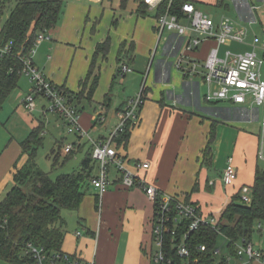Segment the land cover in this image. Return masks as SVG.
<instances>
[{"label": "crops", "instance_id": "0c3cea01", "mask_svg": "<svg viewBox=\"0 0 264 264\" xmlns=\"http://www.w3.org/2000/svg\"><path fill=\"white\" fill-rule=\"evenodd\" d=\"M194 2L197 4L200 1ZM249 4L255 7L254 14L257 22L253 24L248 21ZM139 5V0H136L135 19L146 16L138 13ZM211 5L226 11L231 8L234 16L231 19L236 22V25L248 27L244 42L246 46L241 47L240 44L244 43L240 42H229L236 46L222 44L219 46L220 53L225 50L232 52L251 50L250 43L254 36L260 37L257 31L260 30L262 34L264 32V0H214ZM211 17L218 22L228 16L220 15L218 19H215L214 16ZM132 19L134 21L133 17ZM61 23L58 29L56 24L53 28L46 30L50 36L49 40L39 42H44L46 49L52 51L54 56L62 44L67 43L73 47H80L68 41L64 32L61 31ZM150 24L152 31L143 33L137 30L138 20H135L136 27L132 30H117L115 28L113 30L114 40L112 36L106 35L105 38L95 41L86 54L88 65L75 75L81 74L75 88H72L73 80H69V76L63 77L57 71L58 64L52 60L54 58H51L49 54H47V59H51V61L47 63L49 66L46 72V66L42 67V73L54 85L75 94L81 90L89 69L93 71L88 77L97 76V88L101 84L103 74L105 75L104 93L99 101L96 100L99 103L97 106L88 111L78 105L80 100L87 99L85 93L78 100V104L77 100L74 101L79 110L80 126L86 131L89 140L87 141L90 145L91 140L105 138L109 134L118 121V111L125 106L130 98L142 91L143 102L138 112L137 123L129 130L126 141L117 143L118 137L115 140L117 152L125 158V166L136 172L135 162L147 161L148 168L137 170V173L148 184L155 186L164 194L176 196L184 201L189 199L199 207L204 217L215 216L210 210L218 207L216 206L217 201H210L206 195L203 196L202 191L213 192L218 183L222 185L223 209L230 196L238 192L241 185H251L256 163L260 161L256 157L259 123L243 120L239 116V112L235 111L229 102H208L205 100L207 87L203 82L204 69L202 65L210 48L217 45L214 39L204 40L196 49L185 52L187 59H195L200 62L198 72L187 76L184 74L188 67L187 62H183L185 70L178 69L174 65L166 67L164 62L174 60L173 56L165 54L167 42L173 37L172 32L164 29L160 40H158L154 15ZM165 31L168 32L166 35H164ZM250 37L251 39L248 41ZM106 39L109 42L107 53H95L96 45ZM122 42L125 43V48L132 45V50L129 56L120 62L117 59V53ZM222 47L224 48L222 49ZM90 60L93 61L91 64H89ZM123 63L130 68L128 71L131 73L130 80L139 81L141 84L138 92L132 96L120 97V93L113 94L112 91L116 77L125 76L118 72V67ZM103 69H105L104 72L101 71ZM262 75L264 76V69H262ZM122 83L125 85L126 80ZM24 98L22 103L25 106ZM91 98L92 96L88 100ZM112 100L115 103L113 107ZM110 107L112 110L108 112ZM100 112H103L105 120L102 123H95V118ZM33 120L31 128L38 124L36 119ZM222 125H226L234 131V141L227 158H233L237 177L234 184L227 187L223 186L220 179L227 158L222 168L216 170L211 167V159L208 164L203 157V149L210 132L216 130L218 134ZM19 142L18 146H13L10 150L0 154V188L7 176L11 175L10 189V186L13 185L12 176L15 169L26 161L27 156L21 163L18 161L24 155ZM83 142L81 138L78 140V143ZM209 170H211L210 173L214 170L216 174L211 176L208 173ZM96 173L97 166L95 164ZM109 176L111 182L103 193H99L89 183L79 207L74 210L77 226L73 230L65 232L60 249L63 252L75 254L83 260L94 262V264H152L150 258L152 250L151 220L154 204L138 186L125 187L121 183L120 174L115 169L110 170ZM200 181H203L202 190L199 187ZM209 181L212 182V186L208 185ZM182 182L188 183L183 185ZM7 190L3 189L0 196H4L3 194ZM256 229H258L259 236L263 238V244L258 243V246H253L257 249H264V230L260 223L256 225ZM77 231L80 232L79 235H76ZM233 260L232 262L231 259V264H261L258 260L249 261L245 258Z\"/></svg>", "mask_w": 264, "mask_h": 264}, {"label": "built area", "instance_id": "2783aa9c", "mask_svg": "<svg viewBox=\"0 0 264 264\" xmlns=\"http://www.w3.org/2000/svg\"><path fill=\"white\" fill-rule=\"evenodd\" d=\"M174 0H139L147 10L154 12L155 29L158 40L162 31L172 32V39L167 42L165 54L173 56L172 62L164 61L166 67L174 65L185 70L183 62L188 63L185 75L197 73L200 62L187 59L185 52L196 49L204 40L214 39L217 45L210 48L203 61V82L207 87L205 100L208 102H229L232 108L239 112V116L247 122H258L259 133L256 157L264 161V32L263 37L254 36L250 43L251 50L245 52L219 51V46L229 42H245L247 29L236 25L229 17L215 21L193 1L187 0L179 9H173ZM255 7L248 6V21L256 23ZM46 30L40 31L32 49L27 56L22 57L23 66L21 74L25 73L30 82V90L24 98L25 107L31 111L35 106V98L41 97L49 100L47 110L55 112L62 121L67 133L83 137L88 136L79 123V110L73 99L61 91L40 71L32 61L35 46L42 40H49ZM11 41L0 47V55L9 52ZM163 62V63H164ZM130 71L127 64L120 66V74ZM142 91L130 98L125 106L118 111V121L105 138L91 140L92 159L97 165V173L90 180V185L99 193H103L110 184V170L113 168L120 174L121 183L127 187L138 186L153 202L154 211L151 220L152 250L150 258L152 264H190L189 235L199 225H209L216 230L215 216L204 217L198 207L192 203L164 194L155 186L148 184L137 170H146L147 161H137L134 164L136 172L125 166V158L117 152L116 138L125 130L127 123L136 124L138 112L143 102ZM231 109V108H229ZM105 120L103 112L95 118V123ZM73 148V143L62 146L64 153ZM237 170L233 158H227L222 169L220 179L224 187L234 184ZM212 184L211 181H209ZM240 200L249 203L250 188L243 185L240 189ZM187 223V224H186ZM186 226V228H185ZM183 231L179 233L180 229ZM80 232L77 231L76 235ZM173 254H172V253ZM215 253H218L217 249ZM24 264H94V262L81 259L75 254L63 251H48L42 246L32 242H25L22 246ZM258 260L264 264V249H257L251 242L238 244L236 256L231 259Z\"/></svg>", "mask_w": 264, "mask_h": 264}, {"label": "trees", "instance_id": "16d2710c", "mask_svg": "<svg viewBox=\"0 0 264 264\" xmlns=\"http://www.w3.org/2000/svg\"><path fill=\"white\" fill-rule=\"evenodd\" d=\"M8 1L0 0V14ZM125 1L121 0V5H124ZM185 1L187 0H174L172 8L176 11ZM190 1L194 2V0ZM64 2L65 0H15L13 7L9 9L0 27V47L8 41L12 42L9 52L0 55V110L7 96L18 85L23 66L22 57L29 54L40 31L49 30L57 24ZM137 11L145 15V5L140 3ZM108 46V39L98 43L95 53L106 54ZM131 47L132 45H129L125 48L123 42L120 44L117 53L118 61L129 56ZM96 80L97 76H94L89 87L84 82L81 90L76 94L59 88L71 99L77 100L78 104V100L84 93L86 98L90 99L96 87ZM134 125L126 124L125 130L117 138V143L126 141L129 130ZM42 130V123L38 121L37 126L33 127L27 137L19 142L21 151L27 158L23 165L15 169L12 176L13 185L0 199V260L9 264L25 263L22 256V246L25 242H32L48 251H62L60 247L65 233L62 211L76 210L79 207L90 180L95 176L96 163L92 159L90 144L71 171L61 172L52 177L51 172L39 169L35 162V154L42 144ZM213 138L212 131L203 149V157L208 164L211 159ZM81 145L78 140H75L73 148L61 155V146L56 143L49 153L51 168L55 170L63 166L75 152L81 150L83 146ZM208 185L212 186L210 183ZM243 185L239 187L238 192L230 196L220 215L216 217L219 230L201 224L196 230L190 232L188 240L190 264H229L227 257L236 256L235 243L251 242L255 222L264 221V166L256 165L253 181L251 185H247L250 188L249 203L240 200L239 192ZM185 202L196 205L189 199ZM182 231L183 228L179 233ZM218 233H223L228 238V253L220 257H217L218 253H215V240Z\"/></svg>", "mask_w": 264, "mask_h": 264}, {"label": "rangeland", "instance_id": "374dc122", "mask_svg": "<svg viewBox=\"0 0 264 264\" xmlns=\"http://www.w3.org/2000/svg\"><path fill=\"white\" fill-rule=\"evenodd\" d=\"M194 1H200L197 2V5L200 7V9L210 14L211 16H214L215 19H218L220 15H226L230 18H234L231 8L229 11H226L225 9L213 7L211 4L214 2V0ZM14 2L15 0H9L6 7L0 14V27L3 25L7 13L9 9L13 7ZM135 8L136 0H126L124 6H121V0H66L63 4L62 14L60 16V20L57 22L56 28L58 29L60 22H62L61 31L64 32L68 41L75 43L80 47H73L72 45L67 43L62 44L61 47L58 48V52L54 53V56L52 51L50 52L46 49L44 42L39 43L35 46V53L32 55V61L34 65L40 71L43 70V66H46V72L49 66L47 65V63L51 61V59H47V54H49L51 58H54L52 60L58 64L57 71H59V73H61L63 77L69 76V80H73V84H71L72 88H75V85L78 83V79L81 74H79V76L75 75L81 72L85 68V66L88 65L86 54L89 52L90 46H92L95 41L99 40L100 38H105L106 35L112 36L114 40L113 30L115 28L117 30H132L136 27L135 20H138V31L143 33L144 31L146 33L152 31L150 23H152L154 12L152 10L146 9V16H141L139 17V19H135ZM132 17L134 18V21ZM245 27L246 29L248 28L247 26ZM167 33L168 32L165 31L164 35H166ZM257 33L260 37L263 36L260 30L257 31ZM250 39L251 37L248 38V41ZM227 44L229 45L231 43ZM231 45L236 46V44L233 43ZM240 45L241 47L246 46L245 43ZM233 46L229 47L232 48ZM111 48L113 47L111 46ZM223 48L224 47H222V49ZM91 62L93 61L90 60L89 64H91ZM92 71V69H89V72L87 73L85 78L88 76V74L91 75ZM101 71L104 72L105 69ZM74 76L75 78H73ZM130 76L131 73L126 72L124 77H122L121 75L119 77H116L114 88H112L113 94L120 93L119 96L124 97L132 96L138 92L139 85L141 84L139 83V81L136 82L135 80H130ZM104 77L105 75L103 74L101 84L98 88L95 87V91L92 94L91 100H80L78 105L82 106L84 110L91 111L94 106H97L99 104L97 101L102 98L104 93ZM125 80L126 84L123 85L122 82H125ZM92 81L93 77H88L86 78V81H83V83L85 82L86 86L89 87ZM123 88H125L124 91H122ZM29 90V78L25 73H22L19 77L17 87L10 92L2 105V108L0 110V154L1 152L3 153L7 150H10L13 146H18V142L26 138L30 130L32 129L31 122L34 121L33 119H36L37 121H40L43 126V130L41 132L42 144L37 148L35 154V162L37 163L39 169L45 172H51L52 177H55L58 173L61 172L71 171L74 167H76L78 161L82 158V156L88 149V136L80 137L84 141L83 143H81L83 146L81 145L82 148L80 151L75 152L74 156L69 159L63 166H59L55 170H53L51 168V158L49 155L50 149L54 147L56 143H59V145L62 147V145L71 143L74 140H79V138L76 134L67 133L58 115L53 111L47 110L50 105L49 100L41 97H36L34 108L33 110L29 111L22 103V99L29 92ZM114 100L111 101L112 107L115 104ZM110 110H112L111 107L108 109V112ZM213 132L214 138L211 144V167L213 169L219 170V168H222L224 161L230 152V148L234 141V131L230 129V127L222 125V127L218 130V134L216 130H213ZM61 147L60 154L63 155L65 153L63 152ZM25 157L26 155L24 154L21 157V160H18L19 163H21V161H24ZM256 164L260 167L264 166V162L262 161H258ZM211 170H209L208 173L211 176H214L216 173L214 170L212 173H210ZM201 179L203 180L202 176ZM187 183L182 182L183 185H187ZM199 183L200 190H202L203 181H200ZM10 184L11 175H8L2 187L0 188V193L3 189L9 190ZM202 193L203 196L206 195L207 198H210V201H217L216 206L218 207L211 209L210 212L218 217L223 210L222 204L224 201V194L222 185L218 183L216 185L215 191H202ZM2 197L3 196H0V199ZM62 216L65 221L63 226L65 232L73 230L77 226L76 212L74 210H63ZM258 223L261 224V227L264 230V221L255 222L253 231L251 233L252 243L255 246H258V243H260L261 245L263 244V238L259 236V233L257 231L258 229H256V225ZM235 245L238 246V243H235ZM215 246L218 251L217 257H220V255H227L228 238L223 233H218L215 240ZM233 261L234 260L232 259V262ZM0 264L9 263L0 260Z\"/></svg>", "mask_w": 264, "mask_h": 264}]
</instances>
